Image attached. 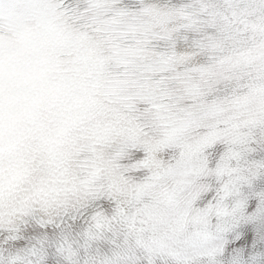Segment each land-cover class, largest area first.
I'll return each mask as SVG.
<instances>
[{
	"label": "clouds",
	"instance_id": "clouds-1",
	"mask_svg": "<svg viewBox=\"0 0 264 264\" xmlns=\"http://www.w3.org/2000/svg\"><path fill=\"white\" fill-rule=\"evenodd\" d=\"M234 146L264 176V0H0V206H23L0 264L105 204L132 264H264V179L231 186Z\"/></svg>",
	"mask_w": 264,
	"mask_h": 264
}]
</instances>
